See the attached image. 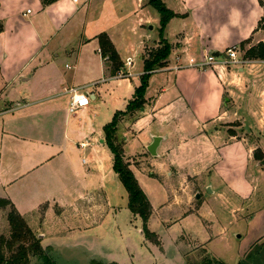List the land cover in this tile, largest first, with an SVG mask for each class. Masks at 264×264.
I'll use <instances>...</instances> for the list:
<instances>
[{"label":"crops","instance_id":"1","mask_svg":"<svg viewBox=\"0 0 264 264\" xmlns=\"http://www.w3.org/2000/svg\"><path fill=\"white\" fill-rule=\"evenodd\" d=\"M110 1L55 0L44 5V0H0V199L12 204L55 264H77L79 257H94L88 254L91 248L98 255L93 247L83 248L77 242L92 229H86V225L97 210L93 199L98 197L97 191L111 209L104 192L109 183L106 181L114 179L121 185L112 169L113 155L104 133L110 114L118 111L101 109L106 104L104 98L111 96L104 87L130 80L128 86L135 88L131 80L145 72H132L133 54L137 53L142 68L146 50L160 47V38L151 45L146 41L134 44L102 30L99 21L103 4L114 12ZM161 1L175 15L163 33L170 54L162 68L150 72L163 77L152 79L142 111L123 117L116 132L119 142L120 137L127 140L129 135L135 138L151 130L146 151L153 136L162 138L156 157L168 139L157 131L168 124L175 109H203L201 118L191 119L193 124L201 128L217 124L215 131L222 135L227 131L225 126L234 123L223 122L222 110L228 109L235 95L232 90H246L247 76L259 80L264 77V64L260 63L264 60L247 59L240 47L244 42L245 48L264 43V30L258 28L264 15L259 0ZM145 2L148 5V0ZM143 3L136 0V8L142 10L146 6ZM26 5L31 6V13H24L29 11ZM102 33L108 36L122 64L115 73L99 48L97 37ZM233 46L240 50L237 58L246 62L223 65L221 55ZM206 54L214 55L216 62L201 68ZM127 58L132 61L130 66L124 64ZM96 73L99 78H94ZM120 73L130 76L120 77ZM69 89L86 95L89 105L70 113ZM262 95L263 110L264 92ZM113 99L111 96L107 102ZM132 100L133 95L125 98L123 106L126 108ZM207 109H213V113L206 115ZM236 138L233 131L225 135V143L220 144L223 153L247 148L244 140ZM247 151L249 160L252 149ZM135 159L125 157L128 164ZM135 167L129 164L131 171ZM69 209L79 211L70 216L75 225L64 223ZM92 221L98 228L102 223ZM52 222H62L68 228L52 230ZM67 236L73 241H65ZM58 250L68 255L62 256ZM108 259V264H116Z\"/></svg>","mask_w":264,"mask_h":264},{"label":"rangeland","instance_id":"2","mask_svg":"<svg viewBox=\"0 0 264 264\" xmlns=\"http://www.w3.org/2000/svg\"><path fill=\"white\" fill-rule=\"evenodd\" d=\"M142 1L146 6L141 10L136 8V0H111L112 13L103 4L100 28L114 36L118 34V39L134 44L146 41L151 45L160 38V18L154 8ZM25 9L32 12L30 5ZM243 47L241 55L245 56L250 48ZM154 51L147 49V58ZM134 54L132 72L144 71L137 53ZM59 63L65 61L60 60ZM158 75L149 74L147 88L152 79L163 77ZM99 76L97 74L94 78ZM140 79L141 76H137L131 80L135 88L128 86L130 80L105 86L104 89H108L114 99L107 102L111 97L107 95L104 98L106 104L101 109L125 113L129 104L125 108L123 100L134 95ZM246 79L247 89H233L235 95L231 96L228 109H222L225 111L223 122H234L225 126L227 131L222 135L215 131L217 124H207L203 128L193 124L191 119L201 118L203 109H189L188 112L175 109L168 124L157 131L168 136L158 151V157H151L146 151L151 133L149 129L135 138L126 134L128 139L120 137L119 142L116 137L124 161L125 157L136 158L129 164L136 166L132 173L150 203L151 214L146 227L156 236L158 244L145 238L141 219L131 216L123 186L114 179L107 180L109 183L104 192L113 207L105 206L102 193L97 191L98 197L93 198L97 210L89 218V226L86 225V229H92H88L85 238L77 242L83 248L87 245L93 247L98 255L92 253L91 248L88 254L94 257L78 256L81 261L76 259L77 264H108V257L116 264H264V165H259L264 160V77L259 80L256 76H247ZM140 111L142 108L136 112ZM212 113L213 109H207L206 115ZM130 114L121 116L118 124ZM114 115L110 114L107 123L113 120ZM229 131L235 132L236 139L244 140L247 148L252 149V158L247 160L245 146L223 153L220 149L223 145L220 144L225 143L223 138ZM9 211V207L0 208V237L9 238ZM76 214L79 211L69 209L64 223L75 225V219L70 216ZM94 219L102 222L99 228L93 225ZM54 228L63 230L68 227L62 222L56 225L52 222V230ZM102 237L103 240L98 241ZM65 241L73 240L67 236ZM58 253L68 255L62 250ZM41 263L36 256L30 262Z\"/></svg>","mask_w":264,"mask_h":264},{"label":"trees","instance_id":"3","mask_svg":"<svg viewBox=\"0 0 264 264\" xmlns=\"http://www.w3.org/2000/svg\"><path fill=\"white\" fill-rule=\"evenodd\" d=\"M55 0H44V5L50 4ZM260 6L264 11V0H259ZM148 5L156 10L160 18V47L144 61V74L141 76L140 86L136 88L132 102L129 103L125 113H116L113 120L105 125V143L113 155V171L117 175L120 184L125 189L128 196V210L136 217L140 218L143 224V234L146 239L158 244L156 236L147 230L146 224L151 214L150 203L139 187L129 165L124 161L123 151L116 144V126L121 116L134 113L144 104V94L147 88V80L150 72L156 68L164 66V61L170 54L169 44L163 40V30L169 20L175 15L166 9L161 0H148ZM258 28L264 30V15L259 22ZM1 29V27H0ZM97 41L102 54L106 57L112 67V73L117 72L122 64L108 36L104 33L98 35ZM246 43H241L240 47ZM247 59L264 60V43L246 51ZM9 207L7 221L10 228L9 238L0 237V264H30L32 257H38L41 264H55L46 251L40 246V240L30 230L24 219L16 212L12 204L7 200L0 199V208ZM210 264V263H209ZM223 264V263H217Z\"/></svg>","mask_w":264,"mask_h":264},{"label":"built area","instance_id":"4","mask_svg":"<svg viewBox=\"0 0 264 264\" xmlns=\"http://www.w3.org/2000/svg\"><path fill=\"white\" fill-rule=\"evenodd\" d=\"M26 13H30L29 11H27ZM240 50L237 46H233L230 47L229 49L226 50L224 55H221V59H222V64L223 65H236V64H243L246 62V60H240L238 59V54H239ZM216 62V57L214 55L211 54H206L205 57L203 58L202 62L200 63V67H208L213 65ZM260 63L264 64V61H261ZM125 65L130 66L132 64V61L130 58H127L125 63ZM120 77H129L130 74H119ZM69 93L72 94L71 96V101L68 107V111L70 113H75L78 110L85 108L89 105V98L84 95V94H78L77 91L75 89H69L68 90Z\"/></svg>","mask_w":264,"mask_h":264},{"label":"water","instance_id":"5","mask_svg":"<svg viewBox=\"0 0 264 264\" xmlns=\"http://www.w3.org/2000/svg\"><path fill=\"white\" fill-rule=\"evenodd\" d=\"M149 29H151V27H149ZM151 143L150 145L147 147V152L153 156V157H156V149L157 147L159 146V143L160 141H162V138L161 137H158V136H153L151 138ZM259 165H264V160L260 161L259 162ZM209 190V189H208ZM199 195H196V198H198ZM237 238H239V236H237Z\"/></svg>","mask_w":264,"mask_h":264}]
</instances>
